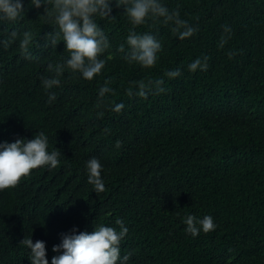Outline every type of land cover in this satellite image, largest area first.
<instances>
[{
  "label": "trees",
  "instance_id": "16d2710c",
  "mask_svg": "<svg viewBox=\"0 0 264 264\" xmlns=\"http://www.w3.org/2000/svg\"><path fill=\"white\" fill-rule=\"evenodd\" d=\"M163 3L178 8L197 32L181 40L172 25L148 21L136 31L160 40L159 60L151 69L129 66L118 47L131 25L114 6V19L97 20L112 44L102 74L86 81L66 71L49 104L40 78L48 62L65 55L64 45H47L44 35L53 28L39 17L43 7L24 0L25 19L15 28L35 34L34 59L21 58L15 44L0 49V110L6 116L0 138L43 131L49 149L62 156L58 167L33 169L20 180L32 184L33 199L48 193L42 220L26 225L0 212V246L6 250L30 236L53 246L70 225L92 232L98 224L116 227L120 218L131 226L120 246L138 248L129 264H264V0ZM225 25L231 38L221 48ZM11 27L0 25V32ZM204 56L207 70L189 72L188 64ZM176 68L181 75L164 78V93L127 95L130 85ZM109 78L115 90L110 99L125 107L99 117L93 105ZM5 125L22 132L5 134ZM92 157L103 165L101 193L93 192L83 171ZM186 215H210L217 227L192 237L182 223ZM24 258L14 250L2 264H24Z\"/></svg>",
  "mask_w": 264,
  "mask_h": 264
},
{
  "label": "clouds",
  "instance_id": "9594fccd",
  "mask_svg": "<svg viewBox=\"0 0 264 264\" xmlns=\"http://www.w3.org/2000/svg\"><path fill=\"white\" fill-rule=\"evenodd\" d=\"M29 6L34 9L43 7V14L39 17L43 23L53 28V31L44 35L47 45L56 48L61 41L64 45L65 55L55 62H48L45 69L47 75L40 78L41 88L47 94L49 104L57 99L53 89L61 87V78L66 71L78 74L86 81L102 74L107 63L104 54L112 44L97 20L114 19V6L123 9V14L131 25L124 42L118 47L129 66L151 69L159 60L162 51L160 40L151 32L136 31L138 26L145 25L148 21H162L165 25H172L173 34L181 40L190 38L197 32L196 27L180 18L178 8L170 10L163 0H29ZM25 12L24 0H0V25L12 26L7 31L0 32V49L7 51L15 44L20 57L32 61L34 56L31 48L35 34L31 30L19 32L15 28V25L25 19ZM230 38L231 28L225 25L219 47L223 48ZM232 55L233 53H229V58ZM187 68L192 73L206 71L208 57L195 58ZM180 75L181 69L176 68L165 71L160 78L146 77L135 86L130 85L126 93L140 98L159 95L166 91L163 86L165 77L174 79ZM111 84V79H106L98 89L93 107L100 110L97 113L99 117H103L104 110L119 113L125 107L123 103H114L110 99L115 94ZM5 119L3 110H0V135L3 134L1 122L5 124ZM4 130L5 134L22 132L10 130L6 125ZM104 131L107 133L110 130L105 128ZM120 146L117 141L115 147ZM61 156L62 153L57 148L49 149V138L43 131L35 132L32 138L28 135L21 138H0V212L5 210L16 219L26 222V225L42 220V204L48 202V193L45 192L39 200L33 199L32 184L20 180L33 172V169L58 167ZM83 171L93 192L101 193L106 190L101 175L103 165L99 159H88L83 165ZM182 223L185 225V232L192 237L201 232L208 233L217 227L210 215L202 218L186 215ZM115 225L116 227L98 224L92 232L78 231L70 225L69 229L61 230L58 234L61 237L60 243L53 246H46L42 240L33 242L31 236L21 238L19 243L22 246H12L7 250L6 246H0V264L4 260L10 262V254L14 250L25 255L24 264H129L130 257L135 259L138 248L120 245L131 226L125 225L120 218L115 220ZM14 234L24 236L21 229H16ZM125 251L129 252L121 255Z\"/></svg>",
  "mask_w": 264,
  "mask_h": 264
}]
</instances>
